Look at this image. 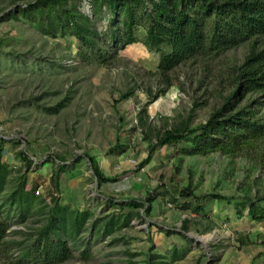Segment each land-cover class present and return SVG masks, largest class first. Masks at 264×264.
<instances>
[{"label":"rangeland","instance_id":"374dc122","mask_svg":"<svg viewBox=\"0 0 264 264\" xmlns=\"http://www.w3.org/2000/svg\"><path fill=\"white\" fill-rule=\"evenodd\" d=\"M38 1L0 0V143L2 161L12 170L7 192L23 173L28 190L43 188L40 208L56 192L62 203L97 217L135 212L112 235L87 228L71 244L73 258L62 264H145L150 253L169 260L174 248L184 255L173 264H264V222L238 220L233 204L211 197L201 200L204 216L194 212L191 200L179 199L185 189L197 197L261 196L263 151L248 157L187 156L182 145L157 147L150 163L138 169L157 134L187 122L190 129L204 125L222 107L247 47L177 68L169 76L172 86L152 100L165 88L155 54L133 45L110 66L81 63L73 38L47 36L22 14ZM76 2L98 30L107 31L104 11L95 19L90 0H69L68 7ZM19 154L31 161L29 169ZM86 155L115 182L98 186ZM147 198L153 200L150 212ZM126 200L144 206L121 211L117 206ZM42 218L10 221L8 241L27 242ZM18 255L15 249L0 264H16Z\"/></svg>","mask_w":264,"mask_h":264},{"label":"trees","instance_id":"16d2710c","mask_svg":"<svg viewBox=\"0 0 264 264\" xmlns=\"http://www.w3.org/2000/svg\"><path fill=\"white\" fill-rule=\"evenodd\" d=\"M69 0H39L22 11L45 35L73 38L78 46L76 54L81 63H95L101 67L113 64L121 51L133 45H142L158 57L157 75L165 88L152 100L164 95L172 86L169 76L179 67L197 61L218 58L240 47L247 53L230 76L232 92L224 99L204 125L190 129L182 123L156 135V145L139 166L143 169L151 161L157 147L182 145L187 156L248 157L264 152V0H90L95 19L105 12L109 17L107 31L98 30L90 18L78 10L79 3ZM0 143V263L8 261L18 249L16 264H62L73 258L71 244H76L87 228H101L104 236L127 227L135 212L97 217L89 209H74L62 203L55 192L49 204L40 208L41 198L27 189V178L21 174L7 192L12 174L2 161ZM25 168L31 161L19 154ZM98 186L113 183L105 177L95 157L86 155ZM78 163V160L75 162ZM56 174L52 179L57 189ZM7 192L8 194H6ZM211 197L234 205L238 220L264 222V193L261 196H243L240 200L219 195L197 197L190 189L182 190L181 200H191L194 212L204 216L201 200ZM153 200L146 199L147 212ZM190 203V202H189ZM112 204L111 199L106 205ZM191 204H184L189 209ZM144 206L135 200H126L117 207L123 211H137ZM36 215L43 216L27 242L8 241L10 221L26 222ZM187 221L184 222L186 230ZM85 255V254H83ZM176 248L170 259L159 260L150 253L145 264H173L183 258Z\"/></svg>","mask_w":264,"mask_h":264},{"label":"built area","instance_id":"2783aa9c","mask_svg":"<svg viewBox=\"0 0 264 264\" xmlns=\"http://www.w3.org/2000/svg\"><path fill=\"white\" fill-rule=\"evenodd\" d=\"M42 186H38L36 189H35V191H34V194L36 195V196H40V194L42 193Z\"/></svg>","mask_w":264,"mask_h":264},{"label":"crops","instance_id":"0c3cea01","mask_svg":"<svg viewBox=\"0 0 264 264\" xmlns=\"http://www.w3.org/2000/svg\"><path fill=\"white\" fill-rule=\"evenodd\" d=\"M67 204H70L71 205V202H67ZM72 206V205H71ZM73 207V206H72Z\"/></svg>","mask_w":264,"mask_h":264}]
</instances>
